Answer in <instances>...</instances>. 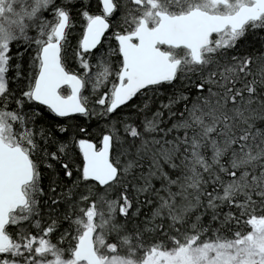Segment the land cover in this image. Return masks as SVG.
<instances>
[{
    "label": "snow or ice",
    "instance_id": "snow-or-ice-1",
    "mask_svg": "<svg viewBox=\"0 0 264 264\" xmlns=\"http://www.w3.org/2000/svg\"><path fill=\"white\" fill-rule=\"evenodd\" d=\"M0 264H264V0H0Z\"/></svg>",
    "mask_w": 264,
    "mask_h": 264
}]
</instances>
